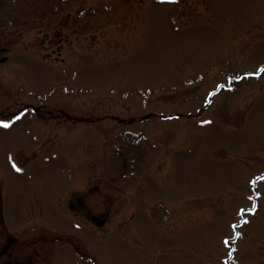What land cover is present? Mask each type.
I'll list each match as a JSON object with an SVG mask.
<instances>
[{"label": "rangeland", "instance_id": "374dc122", "mask_svg": "<svg viewBox=\"0 0 264 264\" xmlns=\"http://www.w3.org/2000/svg\"><path fill=\"white\" fill-rule=\"evenodd\" d=\"M0 264H264V0H0Z\"/></svg>", "mask_w": 264, "mask_h": 264}, {"label": "snow or ice", "instance_id": "6c2138e0", "mask_svg": "<svg viewBox=\"0 0 264 264\" xmlns=\"http://www.w3.org/2000/svg\"><path fill=\"white\" fill-rule=\"evenodd\" d=\"M7 126H8L7 124L4 125V127H7ZM17 170L19 171V169H17ZM237 235H239V234H237Z\"/></svg>", "mask_w": 264, "mask_h": 264}]
</instances>
